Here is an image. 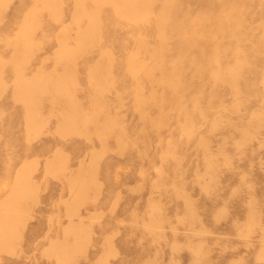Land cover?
<instances>
[{"label": "rangeland", "instance_id": "1", "mask_svg": "<svg viewBox=\"0 0 264 264\" xmlns=\"http://www.w3.org/2000/svg\"><path fill=\"white\" fill-rule=\"evenodd\" d=\"M0 264H264V0H0Z\"/></svg>", "mask_w": 264, "mask_h": 264}, {"label": "crops", "instance_id": "2", "mask_svg": "<svg viewBox=\"0 0 264 264\" xmlns=\"http://www.w3.org/2000/svg\"><path fill=\"white\" fill-rule=\"evenodd\" d=\"M203 1L205 4H208V7L210 6V4H212V0H201ZM245 7V6H243ZM175 11H177L176 13L171 14L170 12H167L164 16V25L162 28H164L165 33H166V41L170 42V43H177V45L179 47L176 46L177 51H180L181 49V40L178 39V37L176 38L175 35L176 34H180L181 32H183L185 34V37L188 39H191L193 41V43L198 41V28H199V21L196 22L194 24V26H192L191 28V34L187 33V31L184 29L183 31V22L181 21V19L179 20V9L175 8Z\"/></svg>", "mask_w": 264, "mask_h": 264}]
</instances>
